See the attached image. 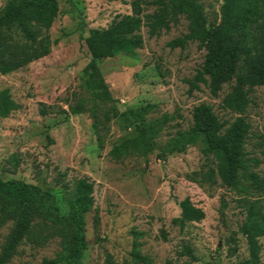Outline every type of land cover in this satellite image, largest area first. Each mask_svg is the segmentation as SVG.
I'll return each mask as SVG.
<instances>
[{
    "label": "rangeland",
    "instance_id": "1",
    "mask_svg": "<svg viewBox=\"0 0 264 264\" xmlns=\"http://www.w3.org/2000/svg\"><path fill=\"white\" fill-rule=\"evenodd\" d=\"M19 1L0 0V14ZM58 2L60 14L51 37L59 44L49 56L0 75V92L8 89L18 105L8 118L0 116V179L53 192L62 214L68 213L80 180L94 183L83 264H139L136 252L149 264L245 263L250 248L240 229L251 209L264 215V190L253 180L254 175L264 179V87L248 92L250 102L241 114L221 106L234 83L224 86L219 98L204 85L190 94L186 81L195 77L206 51L197 42L185 49L169 46L188 33L189 23L181 17L178 25L158 37L150 38L144 27V46L134 55L101 61L113 100L97 101L85 84L84 71L91 61L86 39L91 30L108 28L117 17L130 15L131 0ZM222 4L223 0L203 2L209 26L221 22ZM239 66L241 72L247 70L244 60ZM203 103L213 106L228 125L238 117L250 125L234 187H226L218 177L214 184L204 179L216 170V163L204 155L203 140L185 153H165L175 135L193 125V110ZM138 109H147L146 121L153 126L166 117L164 130L147 156L133 153L118 159L115 148L137 135L126 115ZM186 198L206 217L181 229L173 221L180 217L178 204ZM13 226L9 222L0 227V254ZM258 245V264H264V237ZM187 247L195 258L187 254ZM62 252L59 239L45 247L23 243L10 264H41Z\"/></svg>",
    "mask_w": 264,
    "mask_h": 264
},
{
    "label": "trees",
    "instance_id": "2",
    "mask_svg": "<svg viewBox=\"0 0 264 264\" xmlns=\"http://www.w3.org/2000/svg\"><path fill=\"white\" fill-rule=\"evenodd\" d=\"M213 0H131V14L117 17L105 29L91 30L86 45L91 61L84 73L85 84L93 97L111 102L99 63L119 56H132L142 49L141 31L148 28L150 38L160 36L184 17L188 33L169 43L173 49H185L199 43L206 51L205 60L193 79L186 82L189 93L208 87L212 97L219 98L224 86L232 85L223 98L222 108L233 114L243 113L248 105V92L264 87V0H223L221 22L209 26L203 2ZM155 7L149 12V7ZM60 14L58 0H21L11 2L0 14V75H10L39 61L52 52L59 39L52 40L51 29ZM244 60L247 70L241 72ZM18 105L8 89L0 92V116L8 118ZM74 114L79 109L72 108ZM147 109L131 111L126 116L134 123L137 135L114 150L116 158L138 153L147 156L153 142L164 130L167 118L153 126L146 121ZM250 131L245 118L238 117L228 125L215 113L213 106L200 104L193 110V125L178 132L169 142L165 153H185L190 146L203 140L204 155L213 157L216 170L204 179L211 184L218 177L226 187H234L242 169L244 142ZM254 183L264 190V179L253 176ZM94 183L80 180L69 203L67 214L61 213L55 194L19 180L0 179V227L12 222L13 230L0 254V264H10L19 254L23 243L45 247L59 239L63 252L56 259H44L41 264H83L87 249L86 215L94 206ZM181 214L173 223L184 229L190 223L202 222L206 215L189 198L179 202ZM246 236L250 258L243 264H258V239L264 237V215L251 209L248 222L240 229ZM187 254L195 258L190 247ZM136 263L149 264L147 258L134 253Z\"/></svg>",
    "mask_w": 264,
    "mask_h": 264
}]
</instances>
